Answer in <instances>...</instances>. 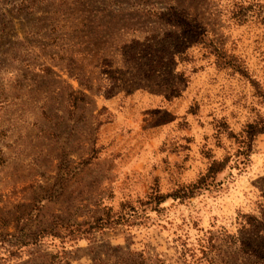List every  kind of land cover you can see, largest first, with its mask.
I'll return each mask as SVG.
<instances>
[{
  "label": "rangeland",
  "instance_id": "374dc122",
  "mask_svg": "<svg viewBox=\"0 0 264 264\" xmlns=\"http://www.w3.org/2000/svg\"><path fill=\"white\" fill-rule=\"evenodd\" d=\"M261 128L264 0H0V264H264Z\"/></svg>",
  "mask_w": 264,
  "mask_h": 264
},
{
  "label": "trees",
  "instance_id": "16d2710c",
  "mask_svg": "<svg viewBox=\"0 0 264 264\" xmlns=\"http://www.w3.org/2000/svg\"><path fill=\"white\" fill-rule=\"evenodd\" d=\"M183 21H184V19H183ZM251 129H252V127H251ZM263 130H264V128H261L260 130H257L256 132H253V136L256 135V133L257 134L261 133Z\"/></svg>",
  "mask_w": 264,
  "mask_h": 264
}]
</instances>
